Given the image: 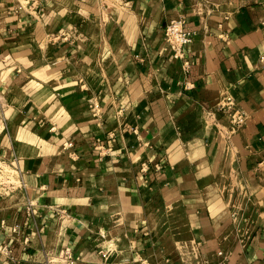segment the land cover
<instances>
[{"label": "crops", "instance_id": "crops-1", "mask_svg": "<svg viewBox=\"0 0 264 264\" xmlns=\"http://www.w3.org/2000/svg\"><path fill=\"white\" fill-rule=\"evenodd\" d=\"M15 2L0 0V145L21 195L0 204V264H203L220 250L228 264H264V0L114 7L125 82L106 103L103 87L69 80L63 55L32 51L41 38L28 35L55 7L17 13ZM180 17L196 32L188 72L162 46ZM230 185L254 194L241 231Z\"/></svg>", "mask_w": 264, "mask_h": 264}, {"label": "rangeland", "instance_id": "rangeland-1", "mask_svg": "<svg viewBox=\"0 0 264 264\" xmlns=\"http://www.w3.org/2000/svg\"><path fill=\"white\" fill-rule=\"evenodd\" d=\"M10 1L15 2L16 0ZM126 1L128 0H17L15 3L18 5L14 9L17 13H21L22 9L32 10L40 7L45 13H48L52 6L55 7L49 17L47 15L41 17L43 23L41 29L35 35H28V38H41L40 43L31 41L33 43L32 51L41 59L49 57L51 61H55L61 57L60 55H63L66 59L63 62L67 65L66 71L69 80L77 82L76 84L79 86L103 87L104 103H106L116 95L115 88L125 82L122 74L124 66H122L123 61L120 62V57H124L126 54L118 49L122 31L120 26L115 25L116 22L113 21L112 16L113 8L124 5ZM52 19V25H47V22ZM164 40L163 32V48ZM31 49L28 50L29 54H31ZM167 51L171 53L169 50ZM62 72L65 73L64 69ZM16 95L19 98L18 94ZM4 100L0 94V120L4 116ZM224 111L230 116L231 123L234 125L231 112ZM237 125L235 124V126ZM1 149L0 145V204H4L6 207L12 202L7 199L14 196V199L18 200L21 193L15 167L11 164V159L7 158V154ZM101 151L107 153L110 151V147H101ZM222 196L228 202L230 214L235 219L238 231H241L247 224L246 216L254 210L253 205L250 204L254 194L244 185H239L238 188L230 185L222 190ZM28 210L29 213H33L31 204ZM1 217L0 212V231L4 233L7 223ZM28 223L27 221L16 223L11 227V230L18 236L23 235ZM23 241L28 242L27 238ZM0 250L5 251V248ZM62 253L69 257V248H65ZM213 263L216 262L205 259L203 261V264Z\"/></svg>", "mask_w": 264, "mask_h": 264}, {"label": "built area", "instance_id": "built-area-1", "mask_svg": "<svg viewBox=\"0 0 264 264\" xmlns=\"http://www.w3.org/2000/svg\"><path fill=\"white\" fill-rule=\"evenodd\" d=\"M195 33V31L187 26L186 20L182 17L171 20L164 30L166 41L165 50H169L175 59L182 60L184 69L187 72L190 68V61L187 59L186 48L193 42ZM233 105L232 101L229 100L222 108L231 112L235 124H243L245 121L244 112L240 109L232 108ZM218 255H220L222 259L213 264H228L227 257L223 251L220 250Z\"/></svg>", "mask_w": 264, "mask_h": 264}]
</instances>
